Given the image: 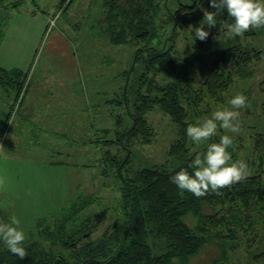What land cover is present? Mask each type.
<instances>
[{"label":"rangeland","instance_id":"1","mask_svg":"<svg viewBox=\"0 0 264 264\" xmlns=\"http://www.w3.org/2000/svg\"><path fill=\"white\" fill-rule=\"evenodd\" d=\"M159 1L163 10L158 20L167 21L170 11L178 9L179 0ZM182 1L190 3V0ZM15 2L0 0V15L5 16L0 65L22 69L28 74L18 95L15 89L0 88V176L5 178L4 185L0 186V220L8 222L15 215L29 240L37 232L39 221H43L42 228L56 229L71 199L83 193L96 198L84 214L99 217L92 233V237H98L116 218L113 208L118 207L121 180L114 163L117 158H124L126 150L107 140L115 138L119 127L124 129L132 124L129 116L132 106L126 109L124 100L126 92L133 99L131 90L144 74L141 62L132 64L138 45L132 40L122 45L110 42L105 33L111 34L112 26L108 21L102 22L106 16L105 0L72 3L70 0H23L19 7H11L9 3ZM120 3L132 5L129 0H120ZM195 5L202 20L206 8L203 4ZM22 18H27L24 26L30 25L29 30L37 31V36L32 37L22 28L19 23ZM50 22L54 23L51 27ZM119 22L129 27L125 15ZM166 25L161 26V40L167 48L171 46L178 55L189 58L201 51V60L209 61L200 72L195 71L197 84L202 85L204 70L214 57L213 45L223 35L220 25L210 28L201 50H198L200 40L195 37L194 29L187 31L190 25L194 26L192 23L179 27L177 33H172L173 24ZM251 31L254 33L246 32L239 37L244 47L259 51L260 58L251 59L247 66L252 72L242 77L230 65L233 68L231 84L216 95L194 86L202 98L196 109H189L190 119L195 123L210 117L217 109L230 107L229 101L242 93L248 98V106L238 110L240 116L235 122L238 132L218 127L216 135L203 145L189 141L195 152L223 135L231 136L234 144L228 150L233 161H246L251 174L259 175L264 184V162L260 166L257 163L264 159V148L255 146L258 134L264 136V27ZM154 76L162 84L170 79L161 72ZM148 87L144 85L145 93ZM54 94L70 115L58 121L56 128L51 127L53 121L46 119L49 102L55 101ZM9 102L11 112L7 118ZM120 116L123 123L118 126ZM147 117L153 128L151 139L133 145L124 174L133 176L144 167L171 163L170 149L180 137L179 126L156 105ZM260 203L264 205V201ZM260 203L254 199L249 207L240 202L236 206L217 208L222 217L228 215L229 222L218 227L222 230L219 237L206 244L190 264H211L219 259L223 252L219 241H224L227 253L217 264H264V207ZM205 213L213 214V207H206ZM210 223L208 219V227L217 229V225ZM150 241L156 254L165 251V239L151 237ZM45 245L48 247L49 243ZM1 246H6L2 240Z\"/></svg>","mask_w":264,"mask_h":264},{"label":"trees","instance_id":"2","mask_svg":"<svg viewBox=\"0 0 264 264\" xmlns=\"http://www.w3.org/2000/svg\"><path fill=\"white\" fill-rule=\"evenodd\" d=\"M70 1L72 3L75 0ZM129 1L132 5L127 7L120 0H105L106 16L102 20L105 23L108 21L112 26L111 34L105 33L109 35L112 44L136 42L134 44L138 46L132 64L141 62L145 67L137 87L131 90V105L128 92L124 100L126 109L129 110L132 106V111H129L132 124L124 129L119 127L115 138L107 140L126 150L124 158H117L114 163L121 180L118 207L113 208L116 218L102 235L92 237L100 219L94 214L85 216L84 211L95 203L96 198L91 195L86 197L82 193L71 199L56 229L42 228L43 221H39L34 237L25 241V259H20L6 246H1L0 264H174V261L178 264H190L191 259L206 244L219 237L222 230L218 227L229 222L228 215L222 217V212H218L217 208L220 210L221 206H236L240 202L249 207L254 199L258 203L264 201V184L257 174H250L246 180L220 189L219 194L209 193L200 198L189 191L182 192L171 182V177L183 168L193 172L194 169L189 167L190 163L197 154L203 155L207 149L205 145L193 152L186 133L188 124L193 123L189 109H196L202 98L194 86L198 85L200 91L211 95L222 92L233 79V68L230 65L236 67L239 75L246 77L252 72L247 67L251 59L260 58L259 51L244 47L239 36L217 37L213 45L214 57L209 68L204 70L206 73L202 85L197 84L195 71L200 72L209 61L201 60V51L189 58L178 55L171 46L167 48L161 40V26H167V22L173 24L172 33H177L179 27L189 23L199 27L202 17L196 11L195 4H203L206 9L214 12L216 9L211 7L210 0H190V3L179 0L178 9L170 11L167 21L158 20L163 10L159 0ZM22 2L23 0H17L9 4L11 7H19ZM124 15L130 22L128 28L119 22ZM218 18L221 21L217 22L216 27L229 19L226 10ZM4 23L5 16L0 15V43L4 36ZM206 30L210 34V29ZM252 33L254 32H247ZM207 40L197 43L198 50H201ZM195 61L201 64L198 66ZM159 72L170 79L163 84L158 82L154 75ZM27 74L22 69L0 66V88L15 89L18 95ZM144 85L149 86L146 93ZM153 90L156 93L150 95ZM155 105L165 111L180 128V137L170 149L171 163L162 167H144L133 176L124 174L131 160L133 145L151 139L153 128L147 113ZM119 120L118 126L123 123L121 116ZM219 140L217 138L212 143H218ZM255 146L264 148V136L261 133L258 134ZM262 162L263 158L257 163L260 166ZM208 206L213 207V214L205 213ZM260 206L264 207L261 203ZM208 219L211 225H217V229L208 227ZM151 237L166 240L164 252H154ZM219 242L223 246L222 256L211 264H217L227 253L224 241ZM45 243H49V246Z\"/></svg>","mask_w":264,"mask_h":264},{"label":"clouds","instance_id":"3","mask_svg":"<svg viewBox=\"0 0 264 264\" xmlns=\"http://www.w3.org/2000/svg\"><path fill=\"white\" fill-rule=\"evenodd\" d=\"M210 3L216 11L203 9V19L199 22V27L190 25L187 29H194L195 37L201 41L209 36L206 28L215 26L217 17L225 10L231 22L224 21L220 28L227 38L243 37L246 32L264 27V0H210ZM247 102L246 95H235L229 101L230 107L217 109L210 117L189 123L187 136L195 145L200 146L216 135L218 127L225 131L238 132L239 126L235 123L240 116L238 110L246 108ZM233 144L234 141L229 135L221 136L218 143L207 144L206 152L203 155L197 154L189 165L194 171L190 173L187 168H183L171 177V182L182 192L189 191L200 198L209 193L219 194L220 189L246 180L251 174L249 166L243 159L233 161L232 153L228 150ZM4 183L5 178L0 176V186ZM26 239L21 220L15 215L11 216L8 222L0 220V240L20 259L27 257L24 247ZM174 264L178 262L174 261Z\"/></svg>","mask_w":264,"mask_h":264},{"label":"crops","instance_id":"4","mask_svg":"<svg viewBox=\"0 0 264 264\" xmlns=\"http://www.w3.org/2000/svg\"><path fill=\"white\" fill-rule=\"evenodd\" d=\"M28 19H30V17H27ZM27 18H25V19H27ZM25 19H21L20 20V25L22 26V28L24 29V27H25V31L26 32H29L30 33V35L33 37V36H37L38 34H37V31H35V32H32V31H30L29 29H31V27H30V25H26V26H24L25 25V23H26V21H24ZM27 24V23H26ZM58 36V35H57ZM3 38H4V36H3ZM59 39H61L60 37H58ZM54 40V39H53ZM55 40H57V39H55ZM54 40V41H55ZM2 42V41H1ZM30 43V42H29ZM0 45H1V43H0ZM1 66V65H0ZM3 67H6V66H3ZM7 68V67H6ZM55 95V98H53V99H55V101L52 103V104H50V102H49V111H48V114H47V117H46V119H48L49 121H53V123H52V125H51V127L52 128H56V126H57V124L59 123L58 121H61L63 118H64V116L67 118V117H69L70 115H68V113H66L67 111H65L64 110V108H65V105L62 103V102H57V99H58V97H57V95L56 94H54ZM55 102H57V104H56V108H53V105H55ZM8 110H9V112H10V102H9V107H8ZM65 112V113H64ZM8 115H9V113H8ZM58 122V123H57ZM0 215L2 216V213H0Z\"/></svg>","mask_w":264,"mask_h":264},{"label":"built area","instance_id":"5","mask_svg":"<svg viewBox=\"0 0 264 264\" xmlns=\"http://www.w3.org/2000/svg\"><path fill=\"white\" fill-rule=\"evenodd\" d=\"M53 24H54L53 22H52V23L50 22V27H51Z\"/></svg>","mask_w":264,"mask_h":264}]
</instances>
